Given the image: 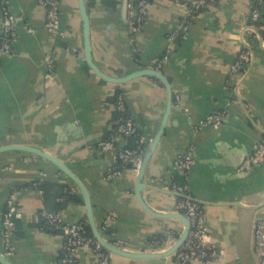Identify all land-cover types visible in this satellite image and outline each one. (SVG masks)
Returning a JSON list of instances; mask_svg holds the SVG:
<instances>
[{"label":"crops","instance_id":"1","mask_svg":"<svg viewBox=\"0 0 264 264\" xmlns=\"http://www.w3.org/2000/svg\"><path fill=\"white\" fill-rule=\"evenodd\" d=\"M6 1L17 37L12 52L0 54V147L29 146L61 160L85 184L103 238L127 252L150 254L168 250L184 229L174 217L179 197L171 186L183 176L173 161L192 147L193 164L184 181L203 208L208 242L219 259L189 264H257L252 231L253 222L264 216V163L238 169L264 139V1L258 29H248L252 0H206L181 38L175 32L190 0H151L131 43L122 0H85L92 59L101 71L122 77L156 69L161 61L158 71L169 80L173 105L146 167L142 192L156 214H176L167 218L152 216L139 205L137 174L131 168L107 177L111 157L97 148L114 128L117 90L147 148L165 112V88L148 76L122 85L98 78L83 55L76 0H60L65 41L45 30V9L37 0ZM1 23L0 16V32ZM241 48L249 52V62L237 79L230 66ZM211 114H221L220 123L202 125ZM117 146L133 147L134 140L118 138ZM37 181L40 192L32 187ZM11 193L20 216L5 255L2 214ZM55 211L61 225L85 222V234L91 236L82 198L64 174L26 152H0V253L13 264H60L65 237L60 229H46L42 218ZM108 259V264H174L172 255L132 259L109 254ZM73 264H100V259L85 244L75 252Z\"/></svg>","mask_w":264,"mask_h":264},{"label":"built area","instance_id":"2","mask_svg":"<svg viewBox=\"0 0 264 264\" xmlns=\"http://www.w3.org/2000/svg\"><path fill=\"white\" fill-rule=\"evenodd\" d=\"M150 1L127 0V30L131 43H134V36L141 30L142 22L147 12V5ZM252 1L253 8L247 28L258 29L260 10L264 0ZM205 2L206 0H200L189 4L187 12L182 18L181 25L177 32H175L179 37L184 38L186 36L189 26L192 23L193 14L201 11ZM37 3L45 9V30L49 34L56 35L65 41V34L60 29V0H37ZM0 10L3 16L0 54L6 56L12 52V45L17 37V31L15 28V19L8 10L6 0H0ZM66 49L72 50L68 46ZM168 54L169 52L167 51L162 59H166ZM248 62L249 52L245 48H241L235 61L230 66V73L238 79L245 71ZM160 65L161 61H158L156 70L159 69ZM114 111V128L110 136L100 141L97 146L100 152L108 153L111 157V163L107 169V177L119 176L124 168H131L137 174L146 149V142L139 130L137 122L127 108L125 97L121 90L115 92ZM220 121L221 114H211L202 122V125L217 126ZM118 138L134 140V146L118 147ZM192 151V147L187 148L185 151L177 154L173 161L174 168L182 173L183 181L174 182L171 186V191L179 195L177 202L178 212L184 215L189 222V231L185 241L172 255L174 264H189L192 261H217L219 259L218 250L208 242V235L204 226L203 208L201 204L190 197L184 181L193 164ZM263 163L264 139L253 147V150L245 157L238 171H247ZM32 187L39 191V181L34 182ZM19 216L15 207V195L11 193L6 199L5 209L2 214V240L6 250L5 255H8L10 252L9 240L16 229V221ZM42 218L43 226L46 229H60L65 237L60 264H73L75 252L80 246L85 244L90 245L92 251L99 256L100 264H108L109 253L104 251L92 236L85 234V222L61 225L59 211L43 213ZM113 244L117 246V244ZM252 249L257 258V264H264V216L253 222Z\"/></svg>","mask_w":264,"mask_h":264},{"label":"water","instance_id":"3","mask_svg":"<svg viewBox=\"0 0 264 264\" xmlns=\"http://www.w3.org/2000/svg\"><path fill=\"white\" fill-rule=\"evenodd\" d=\"M77 6L80 14V18L82 21V38H83V55L86 61V64L88 67L93 71V73L100 79H102L105 82L114 84V85H122L126 84L136 78L148 76L155 80H157L164 88L166 92V105H165V112L161 121V124L158 128V131L154 135L153 139L147 146V148L144 151V154L142 156L141 166L139 168V171L137 173L136 177V184H135V197L139 203V205L142 207V209L147 212L148 214L155 216V217H173V215L176 214H168L162 215V214H156L153 212L143 201L142 198V192L145 189V184L143 182L144 174L146 171V167L149 164V161L159 144L160 139L163 137L165 133V128L168 122V118L171 113V108L173 105V92L169 83V80L164 76V74L155 68H141L139 70H136L128 75L122 76V77H112L107 74H105L103 71L99 69V67L95 64V62L92 59V50H91V36H90V22H89V16L87 13L85 0H76ZM200 0H190L189 3L193 4ZM126 6H127V0H122V8H121V14L123 21L127 24L126 19ZM0 16H1V22L3 21V16L0 10ZM2 35V23H1V32H0V38ZM4 151H22L26 152L28 154H31L33 156H37L40 158H43L53 164L62 174H64L76 187L78 190L83 204L85 206L86 210V218L87 223L90 229L91 236L99 243L101 248L108 252L109 254H115L119 256H123L126 258H132V259H142V258H158V257H168L173 255L178 248L183 244L185 241L188 231H189V222L185 218L184 215L181 213L177 214V216H174L181 220V222L184 224V229L178 239L176 240L175 244L171 246L168 250L160 253V254H150V253H131L127 252L113 244V242L106 240L103 238L101 233L99 232V229L97 227V224L95 222V218L93 216V209L91 205V200L89 197L88 190L83 183V181L61 160L57 159L56 157L45 153L37 148L24 146V145H14V146H4L0 147V152ZM179 197V195L177 194ZM0 264H13L4 254L0 253Z\"/></svg>","mask_w":264,"mask_h":264},{"label":"trees","instance_id":"4","mask_svg":"<svg viewBox=\"0 0 264 264\" xmlns=\"http://www.w3.org/2000/svg\"><path fill=\"white\" fill-rule=\"evenodd\" d=\"M117 91H119V90H117ZM117 91H116V92H117Z\"/></svg>","mask_w":264,"mask_h":264}]
</instances>
